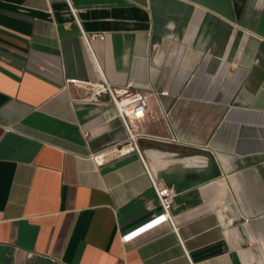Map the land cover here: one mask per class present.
I'll use <instances>...</instances> for the list:
<instances>
[{
  "label": "crops",
  "instance_id": "0c3cea01",
  "mask_svg": "<svg viewBox=\"0 0 264 264\" xmlns=\"http://www.w3.org/2000/svg\"><path fill=\"white\" fill-rule=\"evenodd\" d=\"M0 264H264V0H0Z\"/></svg>",
  "mask_w": 264,
  "mask_h": 264
},
{
  "label": "built area",
  "instance_id": "2783aa9c",
  "mask_svg": "<svg viewBox=\"0 0 264 264\" xmlns=\"http://www.w3.org/2000/svg\"><path fill=\"white\" fill-rule=\"evenodd\" d=\"M82 38L88 48L91 49L93 42L98 40L104 41L106 36L104 34H87L82 32ZM70 83L80 85L87 90V100L89 103L98 102L104 95L109 96L111 103L116 109L118 117L121 119L129 133V143L121 148L113 149L101 157H97L98 164L103 165L108 160L124 157L134 152L140 153L137 137L136 135H133V124L142 121L146 117L149 107L148 97L142 93L132 92L128 89L119 90L105 80L101 83H93L75 79L70 80ZM154 187L163 213L123 236L122 240L124 242L128 243L140 238L164 224H169L177 231L175 218L171 215L174 198L172 191L169 188H159L155 182Z\"/></svg>",
  "mask_w": 264,
  "mask_h": 264
}]
</instances>
